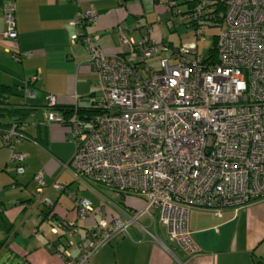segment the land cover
Instances as JSON below:
<instances>
[{
	"label": "built area",
	"instance_id": "2783aa9c",
	"mask_svg": "<svg viewBox=\"0 0 264 264\" xmlns=\"http://www.w3.org/2000/svg\"><path fill=\"white\" fill-rule=\"evenodd\" d=\"M15 1H8L5 15L7 36L17 42ZM196 1L193 18L198 21L208 0ZM116 2L127 5V0ZM226 8L215 62L199 50L206 37L202 27L209 22L196 27V43L180 46L153 41L148 25L140 42L123 35L128 29L118 26L121 50L109 55L98 47L99 36L91 30L98 20L93 6L70 21L76 29L72 43L83 45L88 66L98 76L101 112L83 116L75 106L67 119L49 110L45 124L69 126L70 141L77 149L66 168L78 181L104 186L118 200L135 198L145 205L139 211L114 205L119 215L111 222L102 205L100 219L90 230L89 249L81 245L76 259L67 249H59L64 264H89L114 237L129 235L133 225L162 244L141 223L144 217L154 228L156 223L164 227L169 242L193 259L200 250L189 226L192 210L220 217L224 210L264 202V0H227ZM135 28H142L140 21ZM37 80L35 76L31 81ZM56 105L57 98L49 95V108ZM37 126L32 124L33 129ZM25 159L24 154L11 156L12 162ZM35 181V201L52 207L44 196L43 174ZM53 189L66 191L58 183ZM70 197L79 218L85 220L95 212L91 201ZM153 210H159V216ZM78 231L67 223L53 229L55 235L68 238V247Z\"/></svg>",
	"mask_w": 264,
	"mask_h": 264
},
{
	"label": "crops",
	"instance_id": "0c3cea01",
	"mask_svg": "<svg viewBox=\"0 0 264 264\" xmlns=\"http://www.w3.org/2000/svg\"><path fill=\"white\" fill-rule=\"evenodd\" d=\"M177 1L131 0L122 6L116 0H16L18 40L14 42L7 36L5 9L8 0H0V87L19 90L23 82L39 76L32 87L35 98L28 99L27 103L41 107L29 120V132L35 139L24 141L18 148L27 155V161L25 173L17 177L15 186V165L9 163L10 151L0 139V213L4 216L0 223V243L7 239L0 249V263L3 262L1 257L7 254L9 262L5 264H64L59 249H67L72 259L80 256L81 245L89 249L90 230L100 219L98 209L102 205L106 207L110 222L119 215L114 207L118 204L106 197L108 200L103 203L91 202L95 212L90 217L79 218L70 195L78 200L87 197L71 177L67 176L65 183L59 182L69 171L66 166L74 158L76 146L70 141L69 127L45 124L48 96H55L60 107H86L92 103L98 85L97 75L86 65L85 48L71 41L76 29L70 21L93 6L98 20L91 30L99 36L97 45L105 54L115 55L121 50L122 35L116 32L118 26L128 29L123 35L140 42L146 34L145 27L154 25L155 15L161 16L168 11V2ZM141 19L145 20L144 24ZM138 21L142 26L140 30L135 29ZM152 28L153 41H165L161 39L159 28ZM25 53L31 56L22 61L13 56ZM17 98L11 101L18 103ZM32 124L39 127L33 129ZM36 138H40L43 145ZM40 173L47 184L44 196L54 204L49 208L35 201L33 178ZM51 183L63 184L67 189L59 192ZM82 185L90 189V184ZM106 201L111 205L104 203ZM123 204L132 211H139L145 205L135 198H126ZM154 211L159 216V210ZM66 223L79 230L72 247L67 246L68 238L53 233L59 224ZM189 226L200 250V255L193 259L186 258L169 242L159 223L155 228L150 223L148 231L156 234L162 244L131 226L129 235L114 237L89 264H264L263 201L238 211L224 210L220 217L210 211L194 209L190 212Z\"/></svg>",
	"mask_w": 264,
	"mask_h": 264
},
{
	"label": "trees",
	"instance_id": "16d2710c",
	"mask_svg": "<svg viewBox=\"0 0 264 264\" xmlns=\"http://www.w3.org/2000/svg\"><path fill=\"white\" fill-rule=\"evenodd\" d=\"M9 1V0H8ZM131 0H127V4ZM227 0H208L207 5L204 7V11L202 15L200 16L199 20L196 21L194 20V14H195V9L198 5V2L196 0H179L175 2V5L168 10H171V12L175 11V9L179 6H185V11L182 12V15H188L189 16V22L188 26L193 27L196 29V27L199 25L200 22H209V25L203 26V31L206 27L209 28H222L225 23V14L227 11L226 8ZM124 6V5H123ZM211 10V12H209ZM149 26V25H148ZM153 27L152 25H150ZM205 33V32H204ZM196 38V36H195ZM206 39V37H205ZM217 39L218 36L215 37L214 40V48L210 51V56L214 59V62L217 61V51H216V44H217ZM197 40V39H196ZM18 55V54H17ZM21 57V61L23 59L29 58V57H24V54H19ZM88 65V61L86 63ZM92 70V69H91ZM97 75V74H96ZM98 77V76H97ZM39 78V76H38ZM32 79L26 81L25 83L23 82L22 85L17 89L9 88V87H0V139H2L4 146L9 149L10 151V158H9V163L15 165V173H16V178L14 179V186L17 185L15 184L17 181V177L23 176L25 173V167H26V161H27V155L19 151V146L22 144L24 141H30L31 139H35L33 135L29 132V127H25L26 124H29L30 117L32 115H35L39 109H41L40 106L37 105H30L27 103V100L30 99L28 96V92L36 94L32 87L35 86L34 83L31 81ZM38 81V80H37ZM98 87L95 96L92 98V103L89 106L86 107H78L80 115L86 116L87 114H90L91 116L94 114H97L101 112L99 106H98ZM18 91H21L22 94H20ZM18 92V94H17ZM19 98L18 103H14L11 101V98ZM45 108L49 110H53L56 112H59V114H62L64 117L69 119L72 114L74 113V108L75 107H60L56 105L54 108H49V106L46 104ZM29 126V125H28ZM65 127H69L68 125H64ZM39 125L36 127L38 128ZM33 130V129H32ZM14 131V132H13ZM12 132L14 134H12ZM12 134V135H11ZM36 141L39 143L41 142L40 138H36ZM43 145V143H42ZM13 148V150H12ZM13 153H19V154H24L26 156V159L23 162H16V161H11V156ZM22 168L24 172L22 174L18 173V170ZM69 170V169H68ZM69 172L73 175L75 183H78L79 186L82 185L80 181H78L74 174L69 170ZM41 174V173H40ZM38 174H36L33 178V181L35 182L36 185V190H37V183L35 181V177ZM63 185V184H62ZM66 187V186H65ZM67 189V187H66ZM35 190V191H36ZM124 200L119 199V204L118 205H124L123 204ZM2 213V212H1ZM0 213V223H3V214ZM63 225V224H62ZM59 224L58 226H62ZM8 227V225L6 226ZM10 227H8L7 230H9ZM8 232V231H7ZM7 243V239L4 240L3 242L0 243V249L4 247Z\"/></svg>",
	"mask_w": 264,
	"mask_h": 264
},
{
	"label": "rangeland",
	"instance_id": "374dc122",
	"mask_svg": "<svg viewBox=\"0 0 264 264\" xmlns=\"http://www.w3.org/2000/svg\"><path fill=\"white\" fill-rule=\"evenodd\" d=\"M137 3L140 4V2H137ZM185 10H186L185 6L182 5V6L177 7L175 9V11H173V12H171V10H168L167 12L163 13L161 16L155 15V23H154L153 27H155L156 29L159 28L160 33L162 35L161 39L164 38L165 42L167 44H173L175 46H180L181 44H187V43L188 44L189 43L194 44V43H196L195 29L193 27H189L187 25L189 22V16L181 14ZM141 21H142L141 23H143L145 20L141 19ZM222 31H223V27L222 28L206 27L204 29L206 39L204 42H201V44L199 46V50H200L201 54H203L206 57L209 56L210 51L214 48L215 37L219 36ZM138 32H142V30L138 31ZM143 34H144V32H143ZM19 100L21 101L20 98H19ZM71 144H73V143H71ZM67 176L71 177L72 180H74L73 175L69 171H67L65 174V177L60 178L59 182L65 183V179ZM60 183H58V184H60ZM51 184H53V183H51ZM80 187H81V191L83 193V196L87 197L85 199L90 200L92 203L93 202L95 204L103 203V200H108L106 198V197H108L113 203L119 204V200L116 199V196L113 193L107 191V189L104 186L90 184L89 185L90 189L88 187H86L85 185H80ZM94 189H96V190H94ZM104 203H107V205L110 206V203L108 201H106ZM152 212L155 213L154 210ZM141 223L143 225L149 226V224H150L149 217H144L141 220ZM132 228H137V227L133 225ZM6 255L7 254H4L1 257V261H3V262H1L0 264H5V263L9 262V259L6 258Z\"/></svg>",
	"mask_w": 264,
	"mask_h": 264
},
{
	"label": "water",
	"instance_id": "95a60500",
	"mask_svg": "<svg viewBox=\"0 0 264 264\" xmlns=\"http://www.w3.org/2000/svg\"><path fill=\"white\" fill-rule=\"evenodd\" d=\"M162 231L164 232V235H166V230L164 227L162 228Z\"/></svg>",
	"mask_w": 264,
	"mask_h": 264
}]
</instances>
